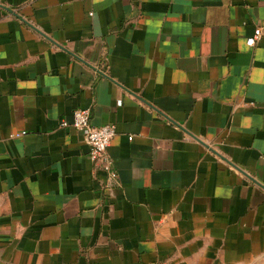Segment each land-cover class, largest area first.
Instances as JSON below:
<instances>
[{
    "label": "crops",
    "instance_id": "0c3cea01",
    "mask_svg": "<svg viewBox=\"0 0 264 264\" xmlns=\"http://www.w3.org/2000/svg\"><path fill=\"white\" fill-rule=\"evenodd\" d=\"M0 264H264V0H0Z\"/></svg>",
    "mask_w": 264,
    "mask_h": 264
},
{
    "label": "built area",
    "instance_id": "2783aa9c",
    "mask_svg": "<svg viewBox=\"0 0 264 264\" xmlns=\"http://www.w3.org/2000/svg\"><path fill=\"white\" fill-rule=\"evenodd\" d=\"M263 36V29L255 30L254 36L247 40V45L252 47ZM61 127H73L84 135L85 143L89 148V158L93 163L102 162L104 167L110 171L113 164V157L109 151L111 143L117 135V129L114 125H105L102 127H95L91 123L90 109H79L74 112L72 122L62 121ZM23 132L20 135H25ZM112 177L116 174L112 172Z\"/></svg>",
    "mask_w": 264,
    "mask_h": 264
}]
</instances>
